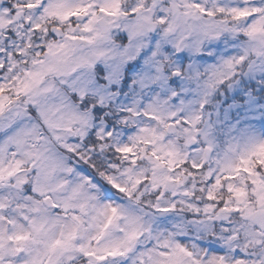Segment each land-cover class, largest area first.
<instances>
[{"label": "snow or ice", "instance_id": "obj_1", "mask_svg": "<svg viewBox=\"0 0 264 264\" xmlns=\"http://www.w3.org/2000/svg\"><path fill=\"white\" fill-rule=\"evenodd\" d=\"M0 264H264V0H0Z\"/></svg>", "mask_w": 264, "mask_h": 264}]
</instances>
